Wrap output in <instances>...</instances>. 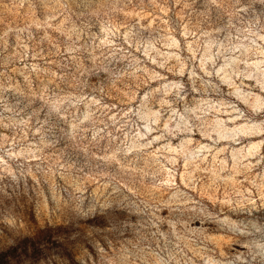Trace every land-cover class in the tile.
Wrapping results in <instances>:
<instances>
[{
    "label": "rangeland",
    "instance_id": "374dc122",
    "mask_svg": "<svg viewBox=\"0 0 264 264\" xmlns=\"http://www.w3.org/2000/svg\"><path fill=\"white\" fill-rule=\"evenodd\" d=\"M0 264H264V0H0Z\"/></svg>",
    "mask_w": 264,
    "mask_h": 264
}]
</instances>
